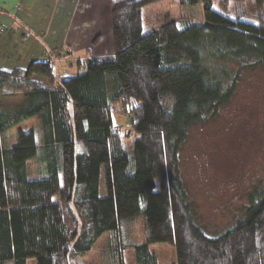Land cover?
Returning <instances> with one entry per match:
<instances>
[{
  "label": "trees",
  "instance_id": "obj_1",
  "mask_svg": "<svg viewBox=\"0 0 264 264\" xmlns=\"http://www.w3.org/2000/svg\"><path fill=\"white\" fill-rule=\"evenodd\" d=\"M110 1L113 54L78 61L58 82L51 59L0 68V96L24 94L0 104V264H86L108 230L105 264H126L124 224L138 215L147 237L131 244L136 264H158L154 243L175 246L174 264H264V180L231 224L210 233L180 160L191 129L231 102L242 72L264 67V0H179L203 3L202 18L150 31L143 9L159 0ZM248 1L261 13L254 20ZM35 116L42 140L21 130L13 145L9 129ZM15 148L36 150L48 176L30 178Z\"/></svg>",
  "mask_w": 264,
  "mask_h": 264
},
{
  "label": "rangeland",
  "instance_id": "obj_2",
  "mask_svg": "<svg viewBox=\"0 0 264 264\" xmlns=\"http://www.w3.org/2000/svg\"><path fill=\"white\" fill-rule=\"evenodd\" d=\"M105 1L108 10V13L105 14L110 16V21L104 27L107 25L110 27L107 30L102 28L103 35L98 33V35L90 38V42L96 47L100 43L98 48L92 49L93 52L98 54L104 49V53L109 55L115 52V47L111 23V1ZM79 2L80 0H60L57 10L52 14L54 25L56 19L59 20L61 15L66 16V13H69V16L66 17L67 20L74 16ZM92 2L93 7H90V11L94 15L95 12L99 14L102 12L101 17L105 21V18L108 17L104 14V0H92ZM220 2L222 1L216 0L218 5ZM227 3H229L226 6L227 9L234 11V3L232 1ZM36 4L37 8L39 5L41 6L39 0ZM245 6L250 20L258 18L261 14L253 1L252 3L246 2ZM47 8L48 6H42V12H45ZM203 8V3L189 7L182 5L179 0H159L144 7L143 24L145 29L150 31L160 28L165 22L188 17L202 18ZM215 8L218 9V6ZM262 13H264V8ZM99 25L101 24L98 23ZM93 26L92 29H94ZM54 56H57L58 59L56 62L57 74L53 73L52 76L55 82L61 81V74L65 71L68 73L75 72L76 69L73 68L71 71L69 66L67 67L72 62L69 55L63 54L59 57L53 53L50 59ZM92 57L95 56H86L80 60L83 61ZM73 63L78 64V61ZM36 76L38 77V75ZM12 96H0V104H14L22 101L24 97L23 93L17 97ZM19 98L21 99L19 100ZM117 107H119L118 104ZM114 121L115 123L126 124L127 117L116 113ZM33 122L36 123L34 128L37 141L42 140L41 121L36 116L16 125L13 128L15 134L12 129L11 132L9 130L15 143L19 139V129L25 131L27 129L25 124H33ZM13 142L12 140L14 145ZM126 148L132 149V141L127 142ZM16 153L17 158H28L30 178L48 176L43 162L38 157H34L35 150H16ZM180 160L183 178L199 223L204 225L210 233L226 228L233 222L234 217L242 212L241 207L247 200L248 191L264 180V67L242 72L236 94L231 102L223 107L218 115L208 123L195 125L191 129L180 154ZM124 225H126L124 232L127 242V246H125L126 264H136L134 248L131 244L134 242L143 243L146 240L143 215H138L131 220L128 219ZM113 236L111 230L104 232L92 250L85 255L86 264H105L109 258L107 251ZM150 248L157 256L158 264L176 263L175 246L169 243H154L150 245ZM27 264H37L36 259L29 258Z\"/></svg>",
  "mask_w": 264,
  "mask_h": 264
},
{
  "label": "crops",
  "instance_id": "obj_3",
  "mask_svg": "<svg viewBox=\"0 0 264 264\" xmlns=\"http://www.w3.org/2000/svg\"><path fill=\"white\" fill-rule=\"evenodd\" d=\"M37 1L0 0V68L7 70L17 67L25 68L33 61L49 60L51 54L55 53V55L65 54L71 57L72 62L67 67L69 66L72 71L73 68L77 69L78 66L77 63H73L74 61H79L86 56L106 55L104 49L98 54L93 52L92 49L98 48L100 43L96 47L90 42V38L98 35V33L103 35V29L107 30L110 27L108 25L104 27L110 21V16L105 14L108 13L105 0L104 14L108 17L105 18V21L101 17L102 12L100 14L95 12L94 15L90 11V7H93L92 0H80L74 16L69 17L67 20L66 17L69 16V13H66V16L61 15L59 20L56 19L55 25L52 14L57 10L60 0H39L41 2V6L38 4L39 8H37ZM42 6H48L45 12H42ZM98 23L101 25L98 26ZM92 26L94 29L91 28ZM63 64L66 66L65 62ZM35 78L44 84L51 81L45 75H38V77L35 75ZM20 93L22 92L12 97L20 96ZM34 124L36 123H26L27 129L25 128V131H35ZM16 125L9 129L10 132L12 129L15 134L13 128ZM19 131H21V128ZM19 155L22 154L19 153ZM35 155L36 150L34 157H36ZM17 160L27 161L28 158H17Z\"/></svg>",
  "mask_w": 264,
  "mask_h": 264
},
{
  "label": "built area",
  "instance_id": "obj_4",
  "mask_svg": "<svg viewBox=\"0 0 264 264\" xmlns=\"http://www.w3.org/2000/svg\"><path fill=\"white\" fill-rule=\"evenodd\" d=\"M51 60H52V64H53V68H54V73H56V71H58L57 70V65H56V62L58 61V59H57V56H54V58H51ZM61 60V59H60ZM57 74V73H56ZM66 74H68V72H64V73H62L61 75H66Z\"/></svg>",
  "mask_w": 264,
  "mask_h": 264
}]
</instances>
